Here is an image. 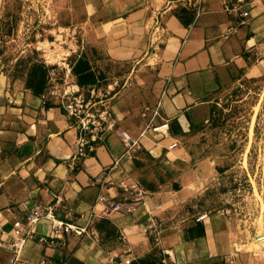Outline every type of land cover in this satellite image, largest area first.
Listing matches in <instances>:
<instances>
[{
    "label": "crops",
    "instance_id": "obj_1",
    "mask_svg": "<svg viewBox=\"0 0 264 264\" xmlns=\"http://www.w3.org/2000/svg\"><path fill=\"white\" fill-rule=\"evenodd\" d=\"M70 9L130 64L117 80V126L75 164L80 129L65 102L0 72V264H11L16 221L26 228L37 207L86 231L52 239L48 225L32 226L22 264H225L206 221L170 223L146 209V184L164 185V170L194 152L192 130L216 96L264 58V0H70ZM162 124L168 132L154 130ZM124 130L138 140L129 151ZM102 196L131 210L110 211Z\"/></svg>",
    "mask_w": 264,
    "mask_h": 264
},
{
    "label": "rangeland",
    "instance_id": "obj_2",
    "mask_svg": "<svg viewBox=\"0 0 264 264\" xmlns=\"http://www.w3.org/2000/svg\"><path fill=\"white\" fill-rule=\"evenodd\" d=\"M80 19L70 0H0V72L64 102L75 92L113 108L130 64L107 55ZM232 87L192 130L191 156L164 170V185L146 184V209L186 225L206 216L225 264H264V58Z\"/></svg>",
    "mask_w": 264,
    "mask_h": 264
},
{
    "label": "built area",
    "instance_id": "obj_3",
    "mask_svg": "<svg viewBox=\"0 0 264 264\" xmlns=\"http://www.w3.org/2000/svg\"><path fill=\"white\" fill-rule=\"evenodd\" d=\"M76 87L78 90L79 86L76 85ZM73 93L75 92H72V95L68 96L69 100L65 102V109L70 116L76 119L78 128L80 129V136L77 141L76 154L74 157V163L79 164L95 149L97 142L102 140L108 131H112L116 128L117 122L113 108L109 104L103 103L102 101L97 102L95 99L85 103V100L77 98ZM97 104L101 105L96 107ZM89 106H91V108L96 107L97 109H87ZM168 129L167 124L154 127L155 131L164 133L168 132ZM121 136L123 142L128 146V151L133 149L138 143V140H135L127 130L122 131ZM100 200L110 211L131 210L130 205L125 206V204L121 202L111 204L110 200L105 196H102ZM205 217L206 216H202L198 218V220L200 221ZM26 222L28 224L26 228H24L25 224L20 220L15 223L16 229L12 234L10 243L13 254L11 264H22L20 254L24 248L26 239L28 236L35 234V232L31 230L32 226L39 223L48 225L49 237L52 239L63 238L66 233L71 232L81 235L86 231V227L59 219L54 214L53 209L43 210L41 207L34 209L33 212L26 217ZM39 264H50V260L43 258Z\"/></svg>",
    "mask_w": 264,
    "mask_h": 264
}]
</instances>
